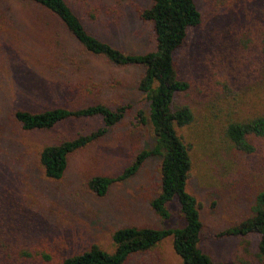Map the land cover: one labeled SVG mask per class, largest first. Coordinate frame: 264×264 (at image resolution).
<instances>
[{"label": "rangeland", "instance_id": "1", "mask_svg": "<svg viewBox=\"0 0 264 264\" xmlns=\"http://www.w3.org/2000/svg\"><path fill=\"white\" fill-rule=\"evenodd\" d=\"M66 1L91 33L122 51L155 48L151 23L137 17L150 0ZM195 3L201 22L188 29L174 58L179 77L189 82L175 100L194 114L178 133L192 147L187 190L199 203V246L226 264H264L257 256V235L213 238L250 215L256 192L264 189V142L256 141L252 154L235 152L223 127L227 119L255 104V99L244 104L230 100L223 85L239 91L240 74L253 64L250 55L237 50V37L251 20H263L264 0ZM48 51L57 57L55 66L48 65ZM141 74L140 67L115 66L103 56L86 53L61 24L32 3L0 0V201L19 208L20 220L26 221L21 234L32 247L63 257L93 243L111 250L110 234L117 228L182 224L175 200L164 220L150 206L160 185L157 155L147 157L129 179L113 183L104 196L87 187L91 176H115L138 152L154 146L152 126L138 116L139 110L147 114L148 107L138 89ZM96 101L130 107L121 123L69 157L61 180L44 178L36 156L41 146L90 132L103 122L99 117L70 120L47 131H25L13 120V109L38 111L60 102ZM227 153L230 161L224 159ZM125 264L182 263L166 238L150 251L133 254Z\"/></svg>", "mask_w": 264, "mask_h": 264}, {"label": "trees", "instance_id": "2", "mask_svg": "<svg viewBox=\"0 0 264 264\" xmlns=\"http://www.w3.org/2000/svg\"><path fill=\"white\" fill-rule=\"evenodd\" d=\"M22 1L39 7L61 24L86 53L103 56L115 66L142 69L138 89L145 94L148 107L147 114L139 110L138 116L141 122H149L152 126L154 146L138 152L115 176H91L87 187L98 196H104L113 183L129 179L147 157L157 155L160 157V185L158 193L150 200V206L164 220L169 217V203L175 200L182 224L164 228L120 227L110 234L111 250L93 243L82 252L63 257L57 252L42 250L44 247H32V241L21 234V226L26 225V221L20 220L19 208L12 206L11 202L0 201V264H125L133 254L150 251L166 238L171 239L172 249L182 264H226L214 260L199 246L203 227L199 203L187 190L192 169V147L178 133V128L194 120L192 109L175 100L177 93L189 88V82L179 77L174 55L184 45L188 29L201 22L195 0H150L149 6L139 8L137 17L151 23L155 40L153 50L139 53L124 52L91 33L66 0ZM90 16L94 18L93 13ZM261 18L263 20H251L237 37L240 45L237 50L253 58V64L240 74V92L228 84L223 85V91L230 100L244 104L255 99L252 109L227 119L223 125L230 150L247 155L256 151V141L264 142V16ZM45 56L48 65L55 66L57 57L54 53L48 51ZM129 107V104L112 107L97 101L80 104L60 102L38 111L17 107L12 111V118L25 131H47L70 120L97 117L102 120L103 124L90 132L45 144L38 149L37 163L44 178L59 181L64 177L69 157L121 123ZM229 156L227 153L224 159L230 161ZM249 234L258 236L257 256L264 260V189L256 192L250 215L214 234L213 238L245 237Z\"/></svg>", "mask_w": 264, "mask_h": 264}]
</instances>
